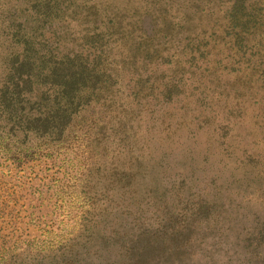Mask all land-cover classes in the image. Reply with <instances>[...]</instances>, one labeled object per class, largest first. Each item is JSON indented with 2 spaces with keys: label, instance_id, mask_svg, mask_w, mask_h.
Instances as JSON below:
<instances>
[{
  "label": "rangeland",
  "instance_id": "374dc122",
  "mask_svg": "<svg viewBox=\"0 0 264 264\" xmlns=\"http://www.w3.org/2000/svg\"><path fill=\"white\" fill-rule=\"evenodd\" d=\"M203 200L168 264L264 223V0H0V264H119Z\"/></svg>",
  "mask_w": 264,
  "mask_h": 264
},
{
  "label": "trees",
  "instance_id": "16d2710c",
  "mask_svg": "<svg viewBox=\"0 0 264 264\" xmlns=\"http://www.w3.org/2000/svg\"><path fill=\"white\" fill-rule=\"evenodd\" d=\"M24 60L20 62L17 58L12 62L10 66V76L8 79V86L12 89H18L20 87V82L16 80V76L19 78L22 75V72L19 71L21 64L23 65ZM31 67L35 61L29 60ZM42 64L46 63L44 61ZM46 65V64H44ZM43 68V65L41 66ZM17 71V73H12ZM12 71V72H11ZM51 73L55 74L56 70L54 69ZM30 80L31 77L29 78ZM4 93H8L6 89L2 90ZM195 208L190 209L192 212L182 211L177 213L175 217H171L168 224H163L161 220L158 224L157 232H162V235L155 233L152 236L147 235L141 236L138 234L135 242L132 241L127 245V242L124 244L125 247V256L124 261L119 264H168V260L174 255H178L181 251L182 238L186 237V226L187 225H178L180 222L186 223L187 217H203L206 219L210 214L209 213V201H201L196 203ZM212 208V206H211ZM175 214V212L173 213ZM184 219V220H183ZM178 222V224H176ZM194 223V222H193ZM185 235V236H184ZM168 241V247H162L163 243ZM244 250L245 255L237 258V264H264V223H258V226L254 227L250 233H247L244 238ZM183 245V244H182ZM242 257V258H241ZM74 264V260L66 262V264Z\"/></svg>",
  "mask_w": 264,
  "mask_h": 264
},
{
  "label": "water",
  "instance_id": "95a60500",
  "mask_svg": "<svg viewBox=\"0 0 264 264\" xmlns=\"http://www.w3.org/2000/svg\"><path fill=\"white\" fill-rule=\"evenodd\" d=\"M185 260V262H184V264H204V263H202L201 262V260L200 261H193L190 257L188 258V257H186V259H184Z\"/></svg>",
  "mask_w": 264,
  "mask_h": 264
}]
</instances>
